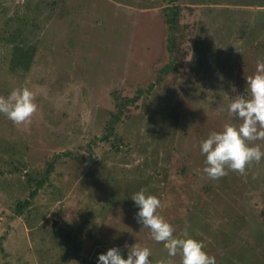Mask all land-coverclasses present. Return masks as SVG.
I'll use <instances>...</instances> for the list:
<instances>
[{"label":"rangeland","instance_id":"1","mask_svg":"<svg viewBox=\"0 0 264 264\" xmlns=\"http://www.w3.org/2000/svg\"><path fill=\"white\" fill-rule=\"evenodd\" d=\"M145 1L0 0V96L26 87L38 105L27 126L0 114V264H89L101 244L124 258L125 245L139 244L150 248L152 264L169 259L135 218L131 196L141 189L160 199L157 213L174 235L187 230L216 264H264V160L219 180L207 177L200 160L209 133L240 123L227 109L234 96L249 97L246 80L264 61V0H186L192 15L180 8L173 48L186 55L179 75L161 80L167 31L157 14L165 6L149 10ZM18 45L34 52L13 73ZM137 91L115 126L121 144L103 155L110 145L91 143L116 113L113 95ZM255 143L264 150V141ZM12 163L25 174L54 163L30 206L31 225L7 218L30 188L23 174L5 173ZM40 204L58 222L37 214ZM46 224L75 240L47 231L41 245L30 244L32 229ZM172 259L181 264L179 255Z\"/></svg>","mask_w":264,"mask_h":264},{"label":"clouds","instance_id":"2","mask_svg":"<svg viewBox=\"0 0 264 264\" xmlns=\"http://www.w3.org/2000/svg\"><path fill=\"white\" fill-rule=\"evenodd\" d=\"M249 97L236 95L230 100L228 114L238 119L239 124L227 122L220 132L213 131L201 141L200 152L205 157L202 171L210 180H219L229 171L245 175L253 163L264 160V150L256 141H264V61L258 60L255 73L246 80ZM38 105L28 88H16L5 98L0 96V114L15 125H30ZM139 208L137 222L149 230L151 239L162 243L169 259L158 264H173L176 256L181 264H216L214 256L204 251L205 244L191 238L187 230L180 237L174 235L176 229L157 213L161 201L155 195L141 189L131 196ZM127 258L121 249L112 247L98 256V264H152L150 248L134 244L125 245Z\"/></svg>","mask_w":264,"mask_h":264},{"label":"trees","instance_id":"3","mask_svg":"<svg viewBox=\"0 0 264 264\" xmlns=\"http://www.w3.org/2000/svg\"><path fill=\"white\" fill-rule=\"evenodd\" d=\"M60 1L61 0H52V4L56 5L57 3H60ZM184 3H186V0H149L143 3V5L146 4L147 6L146 8H148L149 10H153V8H155V5L160 7L163 4L165 6L161 10H158V14H157V16H160L163 18L165 26H166V31H167L165 35V37H167L166 38L167 58H166V63H163V62L160 63L162 65L158 71V79L160 80L165 79L169 75L178 76L179 75L178 68H181V61H183L186 55L187 49H181V48L173 49L174 47H179L178 45H176V37L179 35L178 19H179L180 8L184 9L186 12H189L188 15H192L191 12L193 11L192 8H188L187 5H183ZM135 7L139 8L138 5H136ZM142 8H145V6H143ZM19 45L18 47L15 46L13 49H11V57H10L9 64L11 66L10 70L13 73L20 67L23 70H25L28 67L31 55L34 52V49L29 46H26V48L23 49ZM142 93H143L142 91H137L136 95L131 98L120 97L119 94L113 95V107L115 108L116 113L109 115L108 121L105 123V126H103L104 132H102V137L94 138V140H92V143H91L93 145L95 142L102 143V145L109 144L112 150L102 151L101 153L103 155H108V154L110 155L112 151L116 150V147L119 145V143L121 144L122 141L120 140L118 135L115 133V126L116 124L120 122V118L123 115L122 113L123 109L129 106L131 103H134ZM64 154L71 157L70 152L68 151H65ZM90 156L91 154L89 153L86 158L89 159ZM203 157L204 156L201 154L200 160H202ZM21 163H22V160L18 161V165ZM24 166H26V163L24 164ZM53 167H54V163H47L44 170L41 173L36 172V173L31 174L27 171L28 174L27 173L25 174L22 172L21 168L15 167L14 163L8 164L9 169L6 170L5 173L11 174V175L23 174L27 186L29 185L30 187L27 189L26 199L24 198L21 201H16L13 204L14 214L13 216L10 215V217H7L8 219L13 220V219L19 218V219H22L26 224L31 225L29 223L32 221V219L30 218V211H31L30 206L32 202L36 199L39 191L43 188L45 183L49 181L48 176L51 174ZM37 203L38 202L36 201V204ZM43 206L45 205L44 204L37 205L36 210L38 209L39 211H36V213L37 214L40 213L41 215H43V217H46V219H50V221L54 220L55 222H58L57 217L51 216V215H48L47 217L46 215L41 213L42 212L41 209ZM58 212L61 213V208H60V211ZM46 226L47 227L42 226V228L32 229L34 232L32 231L29 235L30 244L35 246L36 243L39 242V245H41L43 243V240L45 239L43 234L46 233L47 231L51 233L52 236H55L60 241L61 239H63L64 241H68V243L66 244L71 243V240H75L74 238L69 237L70 234L63 227L58 228L57 230L55 228V230L53 231L52 230L53 227L50 224H46ZM32 227L34 228L33 223H32ZM38 234H41V236H39ZM36 236H38V238H36ZM57 244L61 245V243L59 242H57ZM39 247L40 246H38V248ZM0 253L2 256H4V253L1 248H0ZM67 253H68V249L66 250L65 254L69 256L70 259H75L74 257H77V255L73 253V251H71V253L69 254ZM36 254L39 255L38 252H36ZM101 254H105L104 250L101 251ZM90 256H92V259H93V253L90 254L88 258ZM92 259H91L92 262H89V264H96Z\"/></svg>","mask_w":264,"mask_h":264},{"label":"crops","instance_id":"4","mask_svg":"<svg viewBox=\"0 0 264 264\" xmlns=\"http://www.w3.org/2000/svg\"><path fill=\"white\" fill-rule=\"evenodd\" d=\"M214 22V21H213ZM206 27V26H205ZM207 28V27H206ZM108 250L103 244H101L94 252H93V261L98 264V256L101 255L102 250Z\"/></svg>","mask_w":264,"mask_h":264},{"label":"water","instance_id":"5","mask_svg":"<svg viewBox=\"0 0 264 264\" xmlns=\"http://www.w3.org/2000/svg\"><path fill=\"white\" fill-rule=\"evenodd\" d=\"M54 222L52 223V226H53Z\"/></svg>","mask_w":264,"mask_h":264}]
</instances>
